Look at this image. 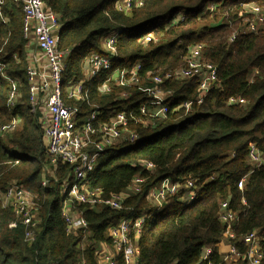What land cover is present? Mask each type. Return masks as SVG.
I'll return each instance as SVG.
<instances>
[{
	"label": "trees",
	"instance_id": "trees-1",
	"mask_svg": "<svg viewBox=\"0 0 264 264\" xmlns=\"http://www.w3.org/2000/svg\"><path fill=\"white\" fill-rule=\"evenodd\" d=\"M41 1L60 24L57 46L66 55L63 85L72 78L82 80L86 59L106 55L99 39L117 34L112 72L86 82L89 100L76 104L81 121L91 105L99 108L97 122L107 123L118 113L137 115L148 102L135 87L113 85L109 93L100 94L98 88L116 70L139 63L143 76L162 75L183 67L188 48L199 45L202 59L215 66L217 73L200 104L195 79L164 81L162 88L172 92L166 117L146 125L132 124L139 142L106 148L81 184L89 190L100 189L103 198L125 194L124 209L81 205L77 209L92 237L83 231L69 235L61 213L65 200L61 188L65 180L73 183L72 167L58 162L47 187L41 185L51 157L43 142L40 115L28 99L30 57L23 15L12 0H0V127L17 122L14 131L0 134L8 147L0 141V192L17 183L33 195L39 210L36 239L26 243L25 228L20 224L9 228L15 217L0 201V264H98V245L110 243L108 229L142 213L150 216L137 239L140 264H232L223 262L218 250L225 240L226 228L218 220L224 201L237 213L232 223L236 240L228 242L242 255L236 264H246L240 237L264 233V166L256 168L248 161L250 146L264 153V31L239 35L233 42L229 39L246 17L240 6L263 7L264 0H141L142 6L128 14L116 8L120 0ZM209 6L214 11H208ZM147 34L154 41L145 44ZM5 78L18 90L13 106L8 103ZM145 83L152 85L149 78ZM231 99L244 104L230 103ZM184 103H190L188 110L179 108ZM66 104L75 103L66 100ZM143 162L151 163L153 169L146 170ZM135 178L142 179L138 193L127 190ZM167 179L195 182L194 200L182 201L187 192L181 189L166 198L163 210L155 211L148 194ZM260 247L264 264V242ZM206 248L211 253L202 261Z\"/></svg>",
	"mask_w": 264,
	"mask_h": 264
},
{
	"label": "built area",
	"instance_id": "built-area-1",
	"mask_svg": "<svg viewBox=\"0 0 264 264\" xmlns=\"http://www.w3.org/2000/svg\"><path fill=\"white\" fill-rule=\"evenodd\" d=\"M13 4L21 9L23 15L22 31L28 47L34 45L40 56L45 61V68L41 69L36 63L27 67V87L29 93V104L34 112L40 115L43 142L51 157L49 166L45 167L41 185L47 187L50 178L54 176L55 167L58 162L72 167L73 183L64 181L61 194L65 196L62 207V218L64 220L67 234H76L83 231L86 237H92L88 232V223L78 211L81 205L90 207L104 206L112 211L124 209L125 194L119 193L108 198L102 197L100 189L89 190L81 185L86 175L95 166L99 155L115 144H135L139 141L138 132L130 128L134 125H146L159 118H165L169 110L168 102L172 95L171 91H165L161 84L163 78L157 75L141 74L139 63L130 68L116 70L99 88L100 94L109 93L111 85L135 87L141 92L148 102L137 110V115L130 112L118 113L107 123L97 122L99 108L91 105V112L84 118L79 119L77 103L87 102L90 90L86 82L96 79L100 75H106L113 70V60L117 54V34L110 33L104 41L106 55L94 54L88 57L84 63L83 79L75 81L74 78L63 85L66 71V55L58 51L57 32L60 24L55 15L45 9L41 0H12ZM141 0H120L116 8L128 14L133 7H141ZM241 12L245 17L241 28L234 32L229 39L233 42L239 35L256 34L264 31V6L255 4H242ZM143 41L145 44L153 42L151 34H147ZM31 54V53H30ZM30 57V55H29ZM217 69L202 59V46L188 48L184 58V66L165 73L164 79L176 81L188 80L192 77L198 78L200 97L198 103L208 94L211 85L215 82ZM149 81L152 85L142 82ZM9 84L7 93L8 103L13 106L18 98L17 87L12 81L5 78ZM126 94H124L125 97ZM66 100L74 102L67 105ZM243 103L242 100L231 99L230 103ZM190 103H184L179 108L188 110ZM176 110V107L173 109ZM17 122L13 121L0 127V134H6L16 129ZM248 161L253 167L264 166V153L255 146H250ZM146 170L153 169L148 162L142 163ZM245 178L238 183V188L243 189ZM142 179L135 178L127 186V190L133 193L139 192ZM181 189L186 190V196L182 199L185 203L194 200L197 188L194 183H171L164 180L159 183L148 194V200L155 211H161L166 205V198L178 194ZM0 201L3 208H11L15 221L9 224L13 229L17 224L25 228L24 241L32 243L36 239V228L39 223V210L35 205L34 197L23 186L11 183L4 191L0 192ZM243 204L245 202L243 201ZM149 214L142 213L136 219H121L115 226L110 227L106 237L110 243L98 245V264H140L139 246L137 239ZM237 219V213L229 208V202L224 201L220 205L218 220L225 226V238L236 240L232 230V223ZM264 242V233L254 231L240 237V243L246 247L243 258L246 264H261V243ZM211 248H206L202 254V261L210 255ZM242 255L238 249L229 244L228 252L222 256L225 263L236 264ZM77 264H85L80 261Z\"/></svg>",
	"mask_w": 264,
	"mask_h": 264
},
{
	"label": "crops",
	"instance_id": "crops-1",
	"mask_svg": "<svg viewBox=\"0 0 264 264\" xmlns=\"http://www.w3.org/2000/svg\"><path fill=\"white\" fill-rule=\"evenodd\" d=\"M29 55H30V64L36 63V66L38 68L44 69L45 68V61L41 58L40 53L38 50H36V47L34 45L30 46L29 49ZM31 53V54H30ZM229 248V242L225 238V240L222 241L221 245L219 246L218 250L222 254V256L226 255Z\"/></svg>",
	"mask_w": 264,
	"mask_h": 264
},
{
	"label": "rangeland",
	"instance_id": "rangeland-1",
	"mask_svg": "<svg viewBox=\"0 0 264 264\" xmlns=\"http://www.w3.org/2000/svg\"><path fill=\"white\" fill-rule=\"evenodd\" d=\"M108 35V34H107ZM107 35H104V36H102L100 39H99V43L101 44V46H103L104 45V41H105V39L107 38ZM217 69V68H216ZM167 73V72H166ZM157 76H159V77H161V78H163V82H162V84L164 83V81H171V82H184L185 80H183V81H176V80H174V79H164V77H165V73L164 74H162V75H157ZM145 82L143 81L142 82V85H144L145 86ZM161 84V85H162ZM113 85H115L114 83H112V85L111 86H113ZM162 87V86H161ZM209 94V93H208ZM207 94V95H208ZM207 95H206V97H207ZM171 100V99H170ZM0 141H1V143H2V145L5 147V148H8L7 147V145H6V138H5V136H2L1 137V139H0Z\"/></svg>",
	"mask_w": 264,
	"mask_h": 264
},
{
	"label": "bare ground",
	"instance_id": "bare-ground-1",
	"mask_svg": "<svg viewBox=\"0 0 264 264\" xmlns=\"http://www.w3.org/2000/svg\"><path fill=\"white\" fill-rule=\"evenodd\" d=\"M208 11H210V12H212V11H214V6H209L208 7ZM204 61V60H203ZM206 62V61H205ZM208 63V62H207ZM193 79H195L196 80V83H197V91H198V97H197V102H198V98L200 97V92H199V82H198V78H196V77H192ZM192 78H190V79H192ZM204 99V98H203ZM234 100H241V99H234ZM203 101V100H202ZM243 101V100H242ZM202 103V102H201ZM200 104V103H199ZM235 104H241V103H236L235 102ZM242 104H244V102L242 103ZM189 108H190V106H189ZM139 140H140V137H139ZM139 142V141H138ZM137 142V143H138ZM137 143H135V144H137ZM168 180V179H167ZM171 183H180L179 181L178 182H173L172 180H169ZM163 182V181H162ZM161 182V183H162ZM192 183H195V182H193V181H191Z\"/></svg>",
	"mask_w": 264,
	"mask_h": 264
}]
</instances>
